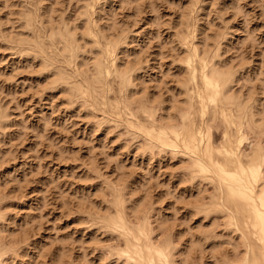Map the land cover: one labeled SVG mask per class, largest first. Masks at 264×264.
<instances>
[{
	"label": "rangeland",
	"instance_id": "rangeland-1",
	"mask_svg": "<svg viewBox=\"0 0 264 264\" xmlns=\"http://www.w3.org/2000/svg\"><path fill=\"white\" fill-rule=\"evenodd\" d=\"M188 1L190 5H197L195 7L200 16L199 38H195L200 51L211 46V39L210 43L206 39L208 36H214L218 28L219 31L224 30L226 39L224 37L221 60L244 68L237 88H242L245 93L250 90L258 93L260 90L258 94L263 89L260 95L264 99V0H100L92 26L100 37V29L108 36L120 32L122 27H126L127 31L129 29L130 44L128 48H123L118 61L143 65L140 66V78L136 81L137 97L144 100L150 95L156 100V105L163 99H166V105H171L176 99H181L178 94L184 65L179 63L182 62L185 47L178 42L180 39L175 27L182 19ZM39 5L49 6L48 9L56 7L54 18L64 13L60 18H68L70 24L81 22L83 18L79 0H0V105L9 114L5 122L0 119V196H3L0 197V204L3 203L0 206L2 212H8L10 217L7 220L9 225L5 223V232L0 234V243L19 247L16 256L9 255L12 257L9 262L54 264L53 257L65 250L68 257L63 264H132L114 253L124 241L119 233L100 227L91 219L104 210H113L109 206L110 190L117 182L120 187L127 186L125 197L131 204L141 202L145 209H155L153 221L156 227L157 217L165 219L167 234L162 227L161 231L158 227L157 235L165 237L172 232L174 238L180 241L177 242L180 252L178 249L175 251V257L178 256L176 264H207L213 260L207 252L209 250L205 249L209 248L208 244L203 247L205 250L183 253L185 239L207 229L205 227H210L208 235L217 239L213 240L222 242L226 239V245L225 241L219 245L221 255H235L229 242L231 239L239 242L238 253H241L242 238L238 231L234 232L227 226L226 215H212L213 220L211 216L204 218L202 213L198 214L194 207H190L198 203L194 198L206 199V202L209 197L211 199L212 193H216L213 183L201 178L191 181L187 161L181 160L180 154L158 150L151 153L145 149L144 140L131 136L124 125L107 122L99 107L93 110L89 105L85 107L84 103L79 108L78 102H74V97L67 96V92L60 88H47L46 74L41 73L38 67L39 59L19 55L9 47L11 43L8 39L15 34L14 39L16 33L23 30L20 29L22 21L18 19L20 10L27 6L38 13ZM9 33H13L11 37ZM207 33L210 35L207 36ZM113 84L116 87L115 81ZM115 95L114 91L109 93L112 102L119 98ZM133 106L137 107V104ZM162 112L165 114V111ZM174 113L178 115L177 110ZM219 124L221 127L217 123L214 126H218L213 127L216 142L224 134V125ZM249 145L246 142L244 148L249 150ZM130 187L134 188L133 192ZM90 207L94 208V212ZM201 253L204 256L199 255ZM182 257H190V260L187 258L184 261Z\"/></svg>",
	"mask_w": 264,
	"mask_h": 264
},
{
	"label": "bare ground",
	"instance_id": "bare-ground-1",
	"mask_svg": "<svg viewBox=\"0 0 264 264\" xmlns=\"http://www.w3.org/2000/svg\"><path fill=\"white\" fill-rule=\"evenodd\" d=\"M79 1L82 4L83 18L81 22L73 24H70L68 18H64V13L61 12H56L63 15L61 18V14L58 15V18H54L53 10L56 7L48 9L49 6L46 8L39 5V12L35 13V10L33 11L25 6L27 9L20 10L19 16L15 14L22 21L20 23L24 28L20 27L23 30L16 33L14 39L15 34L13 36V33H9V37L12 35V39H8L11 43L9 47L19 55H25L32 60L39 59L38 67L40 66L41 73L46 74L47 88H60L61 91L67 92V96L69 95L72 99L75 98L74 102H78L79 108H82L84 103H86L85 107L89 105L91 108L93 107V110L95 107H99L107 122L115 121L113 123H117L119 126L124 125L125 130L131 136L144 140L145 149L151 153L158 150L159 152L170 151L180 154L183 158L181 160L188 162H186V165L190 170L188 175L191 181H197L198 178H201L203 181L208 180L214 184L216 193L214 195L212 193L211 199L209 197L210 201H208L209 199L206 202V199L199 198L200 200H198V198H194V201L197 199L198 203L196 206L192 204L190 207H194L198 214L202 213L205 216L204 218L210 216L212 218V215L219 213L226 215L228 217V221L226 220L228 222L227 226L229 225L232 231L239 232L243 249L241 248V253H238L241 246L238 244L239 242L236 243L233 241L234 239H231L229 242L232 244L233 249H231L234 250L231 251L235 255L228 253H226L227 255H221L219 250L221 246L219 248V245L222 242L224 243L226 239L222 242H217L216 238H213L216 239L213 240L208 235L210 227H205L207 229H203L198 234L196 233L197 235H191V231V236H188L183 242L184 254L192 253L198 249L202 251L203 247L208 244L209 248L205 249L209 250L207 251L211 254V258H209L213 260L208 261L207 264H264V99L260 95L263 89L258 94L260 90L258 93L253 89L255 93L250 92L251 90L245 93L242 88H237L244 68L236 66L238 64L228 65L225 63L226 60L222 61L223 40L226 39V33L223 34L224 30L219 31L218 28L214 36L207 33L210 38L208 36L206 39L208 42L211 39V46H206L205 49L200 51L198 45H196L197 41L195 42L200 27V16L197 7H195L196 4L190 5L191 2L188 1L187 4L190 6L188 5L185 10L183 9L182 19L179 23L177 21L179 25H175H178L175 27L178 29H175L177 30L178 40L180 39L178 42H181L180 45L185 47L184 53L181 55L180 61L182 62L179 63L184 65V77L182 76L180 94H178L181 99H176L174 103L171 102V105H166V99L161 100V102H159V99V105H156V100H153L154 98L152 99L150 95L146 94L144 100L137 97L139 95L137 94L136 86H138V82L136 81L140 78L139 71L142 65L138 64L139 60L137 65L132 62L131 64L130 61L126 64L118 61L120 60V53L124 50L123 48H128V44H130L129 29L127 31L126 27H122L120 32L117 29L118 32L109 36L100 29L99 31L102 32L100 37L92 26V20L100 0ZM196 1L192 0V2ZM17 23L19 24V22ZM117 25L119 26V23ZM96 26L100 28L97 23ZM113 81L117 83L115 85L117 88L114 87ZM112 91L116 92L115 96L119 97H117L118 99L115 98L117 100L113 102L109 96ZM143 94L145 95V93ZM135 103L137 107L133 106ZM160 110L161 114H158ZM176 110L178 115L174 113ZM162 111H165V114ZM158 115H160L159 118ZM8 116L6 109L0 105V119L5 122ZM218 121L224 125L222 126L224 127V134L223 138L216 142L217 140L213 137V127L220 126ZM216 123L218 125L214 126ZM251 135L256 137L255 140ZM246 142L250 144V148L247 147L249 150L244 148ZM184 161L182 164L185 163ZM125 188L120 187L118 182L115 185L113 184L110 190L111 199L109 200V206L113 210L109 212L104 210L103 213L99 210L102 214L98 213L96 215L97 212H95L96 216L91 217L100 227L118 232L124 239L122 246L116 247V250L113 249L115 252L113 250L111 252L117 254L116 256H119V258H125L126 262L129 261L132 264H176V257L178 258V256L175 257V251L179 250L180 247L178 248V246L180 244L178 245V243L180 241L178 242L174 238L172 232L165 237L162 234L158 236V227H162L165 231V219L155 218L158 222L156 227L153 221V211L155 209L147 210L146 207H142L143 203L141 204V202L131 204L125 197ZM131 188L130 191L133 192L134 188ZM197 193L199 192L197 191ZM80 204L82 205V203ZM93 209H91V212ZM95 209L98 211L97 207ZM6 213L2 212L0 206V234L5 232V223L10 218L7 216L8 212ZM189 214L191 213L189 212ZM212 219L214 220V218ZM94 224L92 223L93 226ZM224 224L222 225L224 226ZM213 226L216 227L217 225ZM162 228H160V231ZM188 229L190 230V228ZM165 233L163 234L165 235ZM179 238L181 240V236ZM18 248L7 242H1L0 264H13V262H9V258L16 256ZM65 252V250L61 253L58 252L59 254L53 257L55 258V260L53 259L54 264L65 262L68 257ZM190 257H186V259ZM181 259L186 260L183 257Z\"/></svg>",
	"mask_w": 264,
	"mask_h": 264
}]
</instances>
